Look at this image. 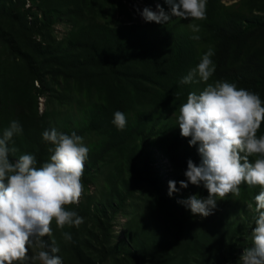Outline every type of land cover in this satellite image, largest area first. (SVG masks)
I'll return each instance as SVG.
<instances>
[{
    "label": "trees",
    "instance_id": "16d2710c",
    "mask_svg": "<svg viewBox=\"0 0 264 264\" xmlns=\"http://www.w3.org/2000/svg\"><path fill=\"white\" fill-rule=\"evenodd\" d=\"M32 2L38 10L26 8V0L11 1L8 7L0 5V49L5 48L0 50V127L7 128L13 120L22 125V135L11 141L12 145L18 144L15 157L34 154L37 167L50 157L47 149L51 145L43 141L42 133L52 128L39 112L37 97L31 95L35 81L44 85L51 78L54 83L63 81L66 89L77 87L86 92L90 104L84 116L86 125L67 127L64 133L75 132L89 140L87 147L91 148L82 176L84 188L88 189L90 182L99 184L100 176L109 185L101 190L102 208L95 210L99 226L96 244L101 246L97 252L104 254L112 241L111 231L102 225L109 217L107 213L126 214L130 209L136 215L126 226L129 250L120 252L127 264H237L241 255L238 252L245 249L244 244L252 243L256 213L248 212L240 223L230 219L226 222L217 209L206 218L193 215L177 201L194 194L206 198L207 189L203 184H189L171 197L162 192L163 181L154 168L157 141L151 137L167 133V123L172 126L174 136L158 151L169 159L172 180L179 188L178 182L186 180L187 161L200 163L196 146H189L188 138L180 135L179 108L190 92L198 93L206 86L179 81L209 48L214 50L211 59L216 65L209 83L234 82L238 88L259 94L264 101V14L256 12H264V0H245V11L233 10L222 0H207L205 20L173 18L163 25H113L103 20L110 7L132 14L125 0ZM162 7L168 11L164 1ZM61 18L70 20L73 28L59 40L53 26ZM193 22L199 25V33L189 29ZM193 35L200 39H191ZM6 53L17 62L9 63L4 58ZM36 89L44 90L42 86ZM116 111L127 118L122 131L112 123ZM260 135H264V122L257 132ZM249 159L254 161L255 157ZM98 165H104L103 173L93 175ZM259 191V186L241 185V201L255 209L254 197ZM135 192L140 193L139 197ZM75 206L67 207L82 217L91 209L78 211ZM70 229L74 255L80 264H92L85 249L93 241L84 238V231ZM94 246H89L90 252Z\"/></svg>",
    "mask_w": 264,
    "mask_h": 264
},
{
    "label": "clouds",
    "instance_id": "9594fccd",
    "mask_svg": "<svg viewBox=\"0 0 264 264\" xmlns=\"http://www.w3.org/2000/svg\"><path fill=\"white\" fill-rule=\"evenodd\" d=\"M168 11L159 3L156 10L137 9L146 23L166 24L173 18L192 21L206 19L207 0H164ZM192 33H199L196 23L188 25ZM199 40V35H193ZM209 48L196 66L181 78L180 84L206 86L198 93L193 91L181 104L177 124L180 135L188 138L189 146H196L200 163L187 161L186 180H170L168 195L171 197L189 184L203 186L208 195L178 200L177 203L193 215L208 217L217 207V200L229 194L238 196L240 186H259L254 197L255 217L251 229L252 246L245 248L237 264H264V135L257 132L264 122V101L259 94L238 88L234 82L216 80L209 83L216 70ZM178 95V94H177ZM112 123L118 130L127 126L126 115L114 113ZM22 125L10 122L0 134V264H20L27 257L29 248L40 249L33 257V264H63L56 253L60 251L55 239L52 246L43 237L52 236L51 224L63 230L79 227L83 217L67 206L77 205L84 191L82 176L89 154L82 136L58 132L55 128L42 133L44 142L51 145L47 151L49 160L37 167L34 154L24 153L15 160L10 154L18 149L9 147L14 136L22 135ZM250 157H255L254 161ZM62 237L70 242L72 235L62 231ZM48 248V250H44Z\"/></svg>",
    "mask_w": 264,
    "mask_h": 264
},
{
    "label": "rangeland",
    "instance_id": "374dc122",
    "mask_svg": "<svg viewBox=\"0 0 264 264\" xmlns=\"http://www.w3.org/2000/svg\"><path fill=\"white\" fill-rule=\"evenodd\" d=\"M11 1H18V0H0V5L8 7ZM21 1V0H20ZM119 0H114L115 3H118ZM128 3V8L132 11V14L129 12H123L122 10L112 9L111 7L108 8V14L103 19L106 22H110L113 25H119L120 23H141L145 25L146 22L142 19L141 15L137 11V9L142 10L145 7H149L152 10H156V6L159 3L162 6V2L164 0H125ZM162 1V2H161ZM223 4L227 7H232L233 10L245 11L247 9V2L245 0H222ZM34 3L32 0H26L25 7H33L34 10H38V5H33ZM112 5V4H111ZM1 7V6H0ZM3 9V8H2ZM258 13L264 14L263 11ZM42 15V14H41ZM40 15V16H41ZM110 15V16H109ZM30 20H32L33 15H30ZM54 35L57 36L59 40L64 39L69 32L72 31L73 23L68 20L67 18H61L54 22ZM5 48L1 47V51H4ZM4 58L9 59L10 53L4 54ZM17 62L9 59V63ZM10 65V64H9ZM10 69V68H9ZM11 70V69H10ZM13 71V70H12ZM16 71V70H15ZM6 82L4 81L2 91L4 90ZM42 86L44 88L43 92H40L36 87ZM5 91V90H4ZM31 95L34 98L38 99L39 103V112L41 115H44L46 119L50 122L51 128H55L58 132H65V128L70 127L72 129L75 128H83L86 125V121L84 116L88 113L90 109V104L88 102L86 92H81L79 88L75 87L74 89H66L64 88V83H54L51 78H47L46 83L43 85L41 81H35V87H32ZM1 106V104H0ZM17 106V110L20 111L21 108L19 105ZM2 107H0L1 109ZM174 117L175 115H171ZM168 124V123H167ZM166 124L167 133L163 132L157 136L151 137V140L155 138L157 144L155 145V152H156V163L154 164V168H156L160 173V179L163 181L164 189L162 192L168 193V182L172 180L173 174V167L170 164V161L167 157L164 156L163 153L158 151V148H165L166 143L171 141L172 136L174 133L172 132L173 129L171 125ZM6 127H0V134H2L3 129ZM15 137V136H14ZM13 137V138H14ZM90 137V135H89ZM88 139H84V143L86 146H89ZM10 142L9 147H15L16 145H12L14 143ZM91 147H89L90 149ZM13 156L12 160L17 159L15 154H10V157ZM104 165L96 166V169L92 170V174L96 175L98 173H103ZM99 184L95 183H88V189L84 188L83 194L80 198L79 203L75 206V210L81 211L85 209V207H91L88 210L86 216H83L84 222L78 227L79 231H84V238L95 244L92 248V252H90V247L88 246L85 249V254L89 255L90 263L92 264H127L126 261L122 259L125 255H121L120 252H125L129 250V240L128 235L126 232V226L128 225L129 221L133 218L135 212L128 209L127 213L124 214L123 212H119L116 215L111 214L110 212L107 213L109 217H106L102 221V225L105 224L104 228H107L111 231V244L109 247L106 248L104 254H100L97 251L101 250V246L96 244L97 238L99 236L97 225L98 222L96 221V214L95 210L98 208H102V194L101 190L108 189L109 185L106 179H103L102 176L98 177ZM244 186V185H242ZM135 197H139L140 193L135 192ZM133 195V196H134ZM131 200H128V204ZM218 206L216 209L220 213V216L224 217V220L228 222L230 219L232 223L242 222L245 219V215L249 212V214H254L255 209L252 207L250 203H245L241 201V193L238 196H232L229 194L223 200H217ZM225 207V208H223ZM223 208V210H220ZM72 210V209H70ZM136 215V214H135ZM82 217V216H81ZM201 217V216H200ZM110 220V223H109ZM100 223V222H99ZM53 233L52 236H45L43 237V241L46 245L50 248L52 246V239L54 238L56 244L59 246L60 251L56 253V255L62 258L63 264H80L79 260L73 253L74 245L73 239L70 242H67L62 237V231L64 232H72L70 227H65L63 230L59 229L55 224V221L51 224ZM77 228V227H76ZM87 229V230H86ZM242 240H247V237H243ZM90 244V243H89ZM105 246V245H102ZM252 243H246L243 247L248 248L251 247ZM112 247L113 249L110 250ZM115 249V250H114ZM40 249L38 248H29L27 253V257L23 262L20 264H33L31 257H33ZM48 250V248L44 249ZM241 250V249H240ZM113 251V252H112ZM243 250L241 252L242 254ZM237 253V254H238ZM120 254V256H118ZM118 256V257H113ZM35 264H40L39 261H36ZM132 264V263H129ZM226 264H231L229 261Z\"/></svg>",
    "mask_w": 264,
    "mask_h": 264
}]
</instances>
